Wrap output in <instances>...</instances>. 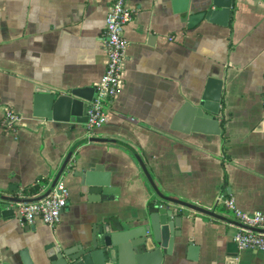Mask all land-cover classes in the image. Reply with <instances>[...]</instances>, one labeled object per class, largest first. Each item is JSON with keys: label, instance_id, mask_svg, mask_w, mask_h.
<instances>
[{"label": "crops", "instance_id": "crops-1", "mask_svg": "<svg viewBox=\"0 0 264 264\" xmlns=\"http://www.w3.org/2000/svg\"><path fill=\"white\" fill-rule=\"evenodd\" d=\"M230 3V16L188 28L184 18L219 8L189 0L182 12L179 0H127L122 85L105 107L107 123L89 133L86 123L34 117L33 99L37 89L94 90L105 72L111 0H0V197L9 201L1 210L41 199L59 176L69 194L55 228L0 216V264H52L57 249L90 242L104 219L140 225L153 201L182 217V236L161 264H227L237 227L160 202L139 161L164 197L232 222L217 204L221 194L244 213L264 214V2ZM209 79L222 84L217 136L176 119ZM5 110L18 117L12 127ZM94 167L112 194L82 184ZM234 250L238 262L264 264V253Z\"/></svg>", "mask_w": 264, "mask_h": 264}, {"label": "water", "instance_id": "water-1", "mask_svg": "<svg viewBox=\"0 0 264 264\" xmlns=\"http://www.w3.org/2000/svg\"><path fill=\"white\" fill-rule=\"evenodd\" d=\"M228 1V2H227ZM232 0H206L212 8H219V11L208 9L198 14H191L183 21H187L188 28L194 27L200 21L218 22L223 16H230L229 9ZM183 7L182 12H186L189 0H179ZM220 81L209 79L200 97L195 100V104L184 103L177 115V118L185 117L193 126V131L207 133L209 135H220L218 116L221 106ZM94 94L93 89L72 90L65 93H54L49 90L37 89L33 99V116L43 117L59 122H75L84 124L87 122L86 111L91 102L89 94ZM131 151V150H130ZM131 153L138 159L135 152ZM70 155L65 159L62 168L69 160ZM140 168L147 182L155 192L157 199L161 202L190 209L211 217L231 223L236 227L238 224L226 218L219 217L203 209L183 203L181 201L164 197L155 188L148 172L139 161ZM43 196H47L53 188L56 180ZM82 184L89 192L98 196L112 194L106 176L100 173L98 167L84 171L81 175ZM42 197V198H43ZM39 200V199H37ZM34 200H24L32 202ZM9 202L0 197V216L3 218L7 212L1 210V205ZM182 217L169 207H160L158 201H153L149 205L146 215L138 226L123 225L115 219H104L99 224L92 240L88 243L77 244L69 251L56 250L52 264H161L163 256L169 254L175 238H181ZM252 232H262L250 229ZM189 247L193 243L189 241ZM236 244L229 247L230 258L227 264H246L242 259L238 262V254L235 252Z\"/></svg>", "mask_w": 264, "mask_h": 264}, {"label": "built area", "instance_id": "built-area-1", "mask_svg": "<svg viewBox=\"0 0 264 264\" xmlns=\"http://www.w3.org/2000/svg\"><path fill=\"white\" fill-rule=\"evenodd\" d=\"M264 2V0H261ZM133 19V12L127 8V0H111L105 16L104 36L106 65L103 77L94 86V96L86 111V128L90 133L107 123L105 107L115 97L122 85L123 65L126 59L127 40L124 28ZM5 122L12 127L18 122V117L11 111L5 110ZM68 190L62 179L58 177L50 193L36 201L13 203L14 219L25 227H33L38 222L55 228L62 211L68 201ZM217 204L227 209L233 221L239 225L232 241L237 249L264 253V233L252 232L250 229L264 231V214H247L236 208L234 201L224 197H217Z\"/></svg>", "mask_w": 264, "mask_h": 264}, {"label": "trees", "instance_id": "trees-1", "mask_svg": "<svg viewBox=\"0 0 264 264\" xmlns=\"http://www.w3.org/2000/svg\"><path fill=\"white\" fill-rule=\"evenodd\" d=\"M32 191H33V192H37V191H38V188L35 187Z\"/></svg>", "mask_w": 264, "mask_h": 264}]
</instances>
